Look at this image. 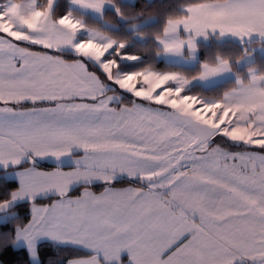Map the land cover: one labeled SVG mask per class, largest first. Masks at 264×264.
Wrapping results in <instances>:
<instances>
[{
  "label": "snow or ice",
  "instance_id": "snow-or-ice-1",
  "mask_svg": "<svg viewBox=\"0 0 264 264\" xmlns=\"http://www.w3.org/2000/svg\"><path fill=\"white\" fill-rule=\"evenodd\" d=\"M60 7L0 3V173L14 181L0 183V224L21 221L0 249H24L28 264H41L42 241L86 250L65 264H264V63L250 66L251 45L264 52V0L177 5L153 37L158 56L175 58L166 71L125 70L154 23L143 10L127 17L115 0H68L57 16ZM106 8L130 25L124 37L101 30L121 31L102 23ZM201 40L237 50L201 62ZM224 78L236 87L195 92ZM49 158L56 167L42 171ZM120 176L138 186L113 189ZM98 182L107 187L95 195ZM75 187L84 191L73 199Z\"/></svg>",
  "mask_w": 264,
  "mask_h": 264
},
{
  "label": "trees",
  "instance_id": "trees-1",
  "mask_svg": "<svg viewBox=\"0 0 264 264\" xmlns=\"http://www.w3.org/2000/svg\"><path fill=\"white\" fill-rule=\"evenodd\" d=\"M6 2V0H0V3ZM61 7L57 9V16H59L62 12L65 11V5L68 3V0H59ZM117 4H120L122 7V11L125 12L127 17H131L135 13L141 12L143 10L142 20H148L150 18H155L154 23H152L149 27L143 29L142 34L146 37L145 41L134 42L133 46L129 49L131 54H135L141 57L140 61H126L128 67L125 69L126 71H136L141 70L144 67L151 66L157 70H170V66L173 65L171 63H166L163 60H158L157 53L159 49L153 41L154 35L158 31H162V23L164 19L171 13H173L177 7V5L184 3L185 0H136L135 2H129L131 4H135V7H123L121 4V0H115ZM87 23L90 27L101 28V22H97L95 19H89L85 17ZM106 22L112 24L116 29H120L121 31H108L107 29H101L108 33L109 35H113L114 37H124L126 35V29L130 27L128 23H124L121 21L120 17L116 15L113 10L107 9L104 13V17L102 19V23ZM141 20H135L133 23H140ZM109 25V24H107ZM130 43L131 38H129ZM260 45L259 41L255 42L251 46ZM237 50L236 42L231 41L228 43L224 42H201L199 46L200 51V61L204 62L206 59L211 57L212 55L219 52H235ZM68 58H74L70 54H62ZM261 63H264V56H256V61L252 66L260 67ZM248 67H244L240 69V74L243 75L246 73ZM235 70V69H234ZM220 86L216 88L214 91H202L201 89H195L197 94H202L204 96L213 98L215 96L222 95L224 92L231 90L236 85L233 80L225 81ZM135 99L130 95H126L123 103L130 105L129 101ZM31 106V105H26ZM221 141L219 138L216 139L215 144H220ZM230 150L238 151L245 150L242 147H231ZM41 165L45 167L51 166L48 163H41ZM4 173H0V183H7L11 185L14 183L13 180L8 179L7 181L3 180ZM127 178L120 179L114 182L113 185H125L129 184ZM106 185H93L92 187L96 190H102ZM82 187H79L71 192V194H78L81 191ZM52 199H44L39 200L38 202H49ZM31 205L27 208L20 209V215L23 218L26 214L29 213ZM21 221H10L7 225L0 224V236L5 233L11 232V230L19 224ZM23 222H27L26 220ZM41 264H65L67 259L69 258H80L85 257L87 255L86 251L72 247V246H60L57 247L53 245L49 241H44L39 245L38 248ZM29 256L24 249H14L13 247H8L5 249H0V264H28Z\"/></svg>",
  "mask_w": 264,
  "mask_h": 264
},
{
  "label": "crops",
  "instance_id": "crops-1",
  "mask_svg": "<svg viewBox=\"0 0 264 264\" xmlns=\"http://www.w3.org/2000/svg\"><path fill=\"white\" fill-rule=\"evenodd\" d=\"M136 0H129V2H135ZM106 10H107V8H106ZM103 19V18H102ZM151 20H153V21H155V18H150ZM141 23V22H140ZM106 24H109V25H112V24H110V23H108V22H106ZM138 24V23H137ZM113 26V25H112ZM232 41H234V40H232ZM201 42H205V41H203V40H201ZM235 42V41H234ZM252 48H254L256 51H255V53H254V57H255V61H256V56L257 55H259V56H264V52H262L261 51V44L260 45H257V46H251ZM200 57V51H199V55H198V58ZM157 58H158V60H163L164 62H166V63H171V64H174L175 63V58L174 57H165V56H163V55H160V56H158L157 55ZM61 59H64L65 61H67V62H69V63H71L72 61H73V59L74 58H68V57H66V56H64V55H61ZM199 60H200V58H199ZM255 63V62H254ZM253 65V64H252ZM252 65H250L251 67H255V66H252ZM242 68H244V67H242ZM255 68H257V67H255ZM155 70H157V69H155ZM157 71H162V70H157ZM247 71H248V69H247ZM246 71V72H247ZM99 74V73H98ZM230 80H232L231 78H224L223 80H220V81H218L217 83L218 84H221V83H223V82H225V81H230ZM234 81V80H233ZM110 83V82H109ZM236 87V86H235ZM234 87V88H235ZM233 89V88H232ZM108 95H113V93H111V92H109L108 93ZM136 99V98H135ZM124 105H128V104H125V103H123ZM44 106H47V105H44ZM113 107H115V105H112ZM129 107L131 106V105H128ZM28 107H31V106H28ZM213 146H215V144L213 145ZM229 151H232V152H242V151H244V150H238V151H234V150H230V149H228ZM41 163H48V164H50L51 166H49V167H45V166H43V165H41V170L42 171H52V170H54V168L56 167V163H55V161L53 160V159H51V158H49V159H46V160H44V161H42ZM63 170L64 171H69V170H71V168L68 166V161L66 160L65 161V166H64V168H63ZM124 178H126V177H123V176H120L119 178H118V180H120V179H124ZM117 180V181H118ZM102 183H96V184H94V185H101ZM93 186V185H92ZM92 186H90V188H89V191H91L92 193H94L95 195H100L103 191H104V188L105 187H107V185L102 189V190H96V189H94ZM138 186V184H134V183H129V184H125V185H112V188L113 189H115V190H123V189H128V188H135V187H137ZM77 188H79V187H75L72 191H74L75 189H77ZM84 191V189L82 188L81 189V191L78 193V194H70L71 195V198H73V199H75V198H77V197H79L80 196V194L82 193ZM49 198H51L52 200L51 201H49V202H37V207H47V206H50L52 203H54L55 201H56V197L55 196H51V197H49ZM49 198H43V199H40V200H44V199H49ZM73 207H75V206H73ZM42 242H44V241H42ZM41 242V243H42ZM68 246H72V245H68ZM72 247H75V248H77L76 246H72ZM78 249H80V248H78ZM82 250V249H81ZM84 251H86V250H84ZM86 257V256H85ZM80 258H83V257H80ZM39 259H40V256H39ZM124 260H125V264H126V261H127V257L125 256L124 258H123ZM41 261V260H40Z\"/></svg>",
  "mask_w": 264,
  "mask_h": 264
},
{
  "label": "rangeland",
  "instance_id": "rangeland-1",
  "mask_svg": "<svg viewBox=\"0 0 264 264\" xmlns=\"http://www.w3.org/2000/svg\"><path fill=\"white\" fill-rule=\"evenodd\" d=\"M104 17V16H103ZM105 24V23H104ZM94 28V27H93ZM106 34H108V33H106ZM109 35V34H108ZM210 98V97H209Z\"/></svg>",
  "mask_w": 264,
  "mask_h": 264
}]
</instances>
